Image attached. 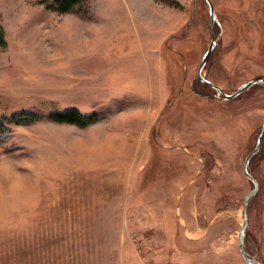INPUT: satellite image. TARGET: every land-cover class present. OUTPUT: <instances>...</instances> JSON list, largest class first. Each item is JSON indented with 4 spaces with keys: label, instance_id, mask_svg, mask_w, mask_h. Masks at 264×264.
<instances>
[{
    "label": "rangeland",
    "instance_id": "374dc122",
    "mask_svg": "<svg viewBox=\"0 0 264 264\" xmlns=\"http://www.w3.org/2000/svg\"><path fill=\"white\" fill-rule=\"evenodd\" d=\"M211 1L213 25L204 0H88L63 14L0 0V117L36 115L0 133V264H248L243 162L264 83L223 100L196 73L213 34L204 77L229 93L264 76V0ZM136 29L155 47L152 78L118 65L121 79H95L107 48L136 54ZM70 109L96 120L50 119ZM250 171L245 247L264 264V136Z\"/></svg>",
    "mask_w": 264,
    "mask_h": 264
},
{
    "label": "water",
    "instance_id": "95a60500",
    "mask_svg": "<svg viewBox=\"0 0 264 264\" xmlns=\"http://www.w3.org/2000/svg\"><path fill=\"white\" fill-rule=\"evenodd\" d=\"M204 1L206 3V6H207V10H208V13L210 16L211 24L212 25L215 23L218 24L216 14H215V8H214L212 1L211 0H204ZM218 38H219V36L215 37L212 34L210 44L207 47V49L205 50V52L203 53V56H202L201 61L199 63L196 77L199 78L203 83L212 87L215 90V93H216L215 96L217 98H220L223 100L235 98L236 96L241 94L244 90L248 89L249 87H251L253 85L263 84L264 83V76L255 77L253 79H250L248 81L241 83L236 88V90L228 93V92H225L224 89H222L220 86L214 84L209 79L204 77V75L202 74V70H203V68L206 64V61H207L209 55L211 54L214 46L216 45ZM263 136H264V122L262 123V126L258 132L257 140H256L254 148L246 155L244 162H243V172L246 175V177L252 181L253 186L246 193V195L244 197L243 220H242V223L240 225L237 241H238V247H239V251L241 253V256L243 257V259L248 264H262L257 258L251 256L248 253V251L246 250L245 237H246V232H247V228H248V216H247L248 205L251 202V200L254 198V196L256 195V193L258 191V187H259L257 179L253 176V174L250 171V159L259 151Z\"/></svg>",
    "mask_w": 264,
    "mask_h": 264
},
{
    "label": "crops",
    "instance_id": "0c3cea01",
    "mask_svg": "<svg viewBox=\"0 0 264 264\" xmlns=\"http://www.w3.org/2000/svg\"><path fill=\"white\" fill-rule=\"evenodd\" d=\"M137 29L140 30V29H142V27H140V28L137 27ZM137 29H136L137 40L135 41V44L139 48H137L135 46L137 48V49H134L136 54L133 53L134 56L129 57L127 59V61H124V60L117 61L112 56V54L109 53L108 48H107V50L105 52H103V53L101 52L103 54V55H101L103 58H100V60H99L100 63H99L98 68H96L93 71L94 74H92V75L94 76L95 79L98 78L101 80L113 81V80L117 79L120 75H128L129 73H130V75H132V73L135 75L139 73V74H141V76H143L145 78V80H147L145 76H147V78H148V76L151 75V78H152V73L154 72V68H155L154 66L155 65H154V62H153L151 56L155 50V47L153 44L151 46H149L147 43V45H146L145 42H147V41L144 42V40L148 39V37L144 38L143 34H145V32L146 33H149V32L147 30L146 31L142 30L143 32H141V35H139V30H137ZM145 29H146V27H145ZM106 33L108 34V30L106 28L100 29L99 37L97 39L98 46H102V45L108 46L107 44L110 42L111 37H114V34H115L114 31H112L108 35ZM151 34H153V29H152ZM123 61H124V63H122ZM122 64L125 65L124 68L122 67ZM118 65H119V67H118ZM117 67L119 68V71H120L119 76L117 75V72H116ZM112 74H114V75L112 77H110ZM86 76L87 77H84L85 80L90 78L89 74H87ZM114 76H116V77H114ZM118 79H121V78H118ZM139 86L140 85H138V87ZM126 87L129 89L131 88V86H126ZM146 90H147V88L142 89L141 92L145 93ZM131 91H135V90H130L129 92H131ZM136 92H139V91H136Z\"/></svg>",
    "mask_w": 264,
    "mask_h": 264
},
{
    "label": "trees",
    "instance_id": "16d2710c",
    "mask_svg": "<svg viewBox=\"0 0 264 264\" xmlns=\"http://www.w3.org/2000/svg\"><path fill=\"white\" fill-rule=\"evenodd\" d=\"M51 8L58 13L78 12L81 7L85 5L88 0H51ZM6 40L4 38V31L0 25V46L4 47ZM25 116L34 118V114L26 113L23 115H14L11 117H0V133L7 131L9 123H22ZM50 119L56 122H66L76 124L78 126H85L96 120V115L82 114L78 110L70 109L65 111H58L50 115Z\"/></svg>",
    "mask_w": 264,
    "mask_h": 264
},
{
    "label": "flooded vegetation",
    "instance_id": "af4514ba",
    "mask_svg": "<svg viewBox=\"0 0 264 264\" xmlns=\"http://www.w3.org/2000/svg\"><path fill=\"white\" fill-rule=\"evenodd\" d=\"M196 74H197V73H196ZM197 79H198L200 82H202L199 78H197ZM202 83H203V82H202ZM203 84H204V85H207V84H205V83H203ZM207 86H209V85H207ZM209 87H210V86H209ZM210 88H212V87H210ZM212 89H213V88H212ZM213 91L215 92L214 89H213ZM213 96L216 97L215 94H213Z\"/></svg>",
    "mask_w": 264,
    "mask_h": 264
}]
</instances>
